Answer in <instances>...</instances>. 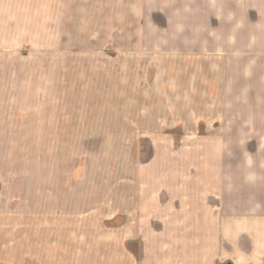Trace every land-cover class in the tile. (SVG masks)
I'll list each match as a JSON object with an SVG mask.
<instances>
[{
	"label": "rangeland",
	"instance_id": "rangeland-1",
	"mask_svg": "<svg viewBox=\"0 0 264 264\" xmlns=\"http://www.w3.org/2000/svg\"><path fill=\"white\" fill-rule=\"evenodd\" d=\"M37 3L35 37L0 43V264H209L158 210L205 177L212 264H264V0Z\"/></svg>",
	"mask_w": 264,
	"mask_h": 264
},
{
	"label": "crops",
	"instance_id": "crops-1",
	"mask_svg": "<svg viewBox=\"0 0 264 264\" xmlns=\"http://www.w3.org/2000/svg\"><path fill=\"white\" fill-rule=\"evenodd\" d=\"M37 0H0V43H5L4 47L10 48L9 45H14L16 42L19 46L20 42L26 37L31 36V26H33V36L35 37L36 31V19H37ZM45 10V9H44ZM23 37V38H22ZM3 47V45H2ZM211 175V174H210ZM211 179H213L211 177ZM221 181V178H220ZM199 186L194 187V191L188 196V201L186 199L179 200L181 205H163L158 206V210L164 213V210L168 211L176 210L178 213L189 217L190 222L195 226L203 229V242L201 245L197 242L196 230L191 229L190 233L193 235L192 243L190 242L191 236L189 237V243L186 246H180L177 244L175 249H188L187 258L191 257L195 259L200 257L201 259H208L209 264H212V257L218 258L223 256L225 246L227 245V238L223 237L227 229V215L228 209L224 189L220 186L214 187L211 180L207 177L199 180ZM214 191V192H213ZM187 203V204H186ZM217 208V209H215ZM170 211V212H172ZM169 217L171 215L165 213L162 215ZM210 225V226H209ZM167 226H162V229L166 230ZM163 230H158V233ZM144 233V231H141ZM176 243H174L175 245ZM168 245H170L168 243ZM199 249V250H198ZM178 258L180 257V253ZM178 258L172 261L169 259L164 264H178ZM194 260V259H192ZM181 264H192L191 262H185ZM207 264V263H205Z\"/></svg>",
	"mask_w": 264,
	"mask_h": 264
}]
</instances>
